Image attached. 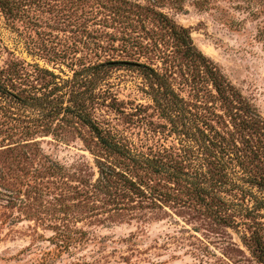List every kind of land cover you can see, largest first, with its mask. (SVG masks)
Returning a JSON list of instances; mask_svg holds the SVG:
<instances>
[{
  "label": "rangeland",
  "instance_id": "374dc122",
  "mask_svg": "<svg viewBox=\"0 0 264 264\" xmlns=\"http://www.w3.org/2000/svg\"><path fill=\"white\" fill-rule=\"evenodd\" d=\"M158 13L189 28L264 116V0H88L41 24L0 10L12 93H0V264H264L250 247L264 245V194L234 164L233 180L221 178L200 132L186 134L148 93L139 64L177 86L192 76ZM73 111L165 163L168 174L144 177L164 196L140 194L129 179L145 173Z\"/></svg>",
  "mask_w": 264,
  "mask_h": 264
},
{
  "label": "trees",
  "instance_id": "16d2710c",
  "mask_svg": "<svg viewBox=\"0 0 264 264\" xmlns=\"http://www.w3.org/2000/svg\"><path fill=\"white\" fill-rule=\"evenodd\" d=\"M88 0H0V10L15 23L26 20L41 24L45 18L56 22L61 14L75 15L83 9ZM159 22L175 39L182 57L192 67L191 78L177 86L173 76L146 64H139L142 74L149 80V91L155 105L164 117L176 124L181 118V127L189 134L193 128L204 139L203 151L209 157L210 165L216 167L221 178H231L230 165L241 173L250 187L264 194V116L255 105L223 72L217 62L207 56L194 43L189 28L177 24L163 13H158ZM4 70H0V93L12 95ZM181 88L189 90V99L182 95ZM186 90V89H185ZM110 154L130 161L129 168L140 169L145 174L129 182L142 195L160 199L163 191L155 189L150 181L154 175L168 174V167L159 161L141 160L139 155L125 146L116 133L102 127L91 115L84 111H73ZM195 127L186 118L193 120ZM184 119V121H183ZM184 132V133H185ZM103 173L102 179H105ZM233 180V179H232ZM253 253L264 262V245L255 241Z\"/></svg>",
  "mask_w": 264,
  "mask_h": 264
}]
</instances>
